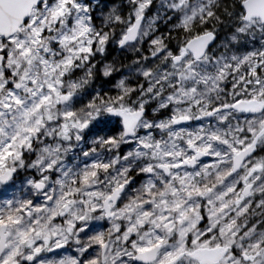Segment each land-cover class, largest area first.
<instances>
[{"label": "snow or ice", "instance_id": "obj_1", "mask_svg": "<svg viewBox=\"0 0 264 264\" xmlns=\"http://www.w3.org/2000/svg\"><path fill=\"white\" fill-rule=\"evenodd\" d=\"M152 5L0 0V264H264V0Z\"/></svg>", "mask_w": 264, "mask_h": 264}, {"label": "rangeland", "instance_id": "obj_2", "mask_svg": "<svg viewBox=\"0 0 264 264\" xmlns=\"http://www.w3.org/2000/svg\"><path fill=\"white\" fill-rule=\"evenodd\" d=\"M93 2H95V0H93ZM159 6H160V0H153V5L151 6V9L146 12V14H148V15L154 14L157 10H159ZM156 34H158V33H156ZM148 39H149L148 37H145L141 46H140V50L145 55L148 53V48H149ZM259 42H260V38L257 37L256 41H254V42H252V44H250V47H259ZM119 54L121 56H123V58H124V60H121L120 62L121 63L125 62L124 64L121 65V66H125V69L123 71H121V74L124 76H127L130 80H133V81L136 80L138 78V75L134 71H132V72L129 71V69L134 68V60L136 58V52L133 51L132 49H127L126 51L119 50V51L115 52V57H118ZM117 68H120V66L117 65ZM117 79H119V76L115 77L111 83H106L105 85H96V86L97 87H103V89L105 91H107L109 88H114V85H115ZM154 106L155 105L153 104L150 107H154ZM161 111H162V113L165 112L164 110H161ZM163 115L166 116V114H163ZM195 126H196V121H194V123L192 125H189L186 127H195ZM18 170H21V173H20V176L17 178L18 180L16 179L17 182H15V183L17 185V190H20L24 179L28 176H35L36 173L34 170H28V171H24L23 169H18ZM24 191H26V189H24ZM20 194H23V192L21 191ZM4 198H5V194L2 190H0V200H3ZM256 199H259V193L256 194ZM256 213H257V217H259L260 210L256 209ZM105 227H107L106 224H105ZM63 247H64V249H62L61 251L53 252V253H47L46 255L51 257L54 254H58L61 256H64V255L74 256L77 254L75 246L72 245L71 243L68 245H64ZM40 255L43 256L45 254L41 253Z\"/></svg>", "mask_w": 264, "mask_h": 264}, {"label": "trees", "instance_id": "obj_3", "mask_svg": "<svg viewBox=\"0 0 264 264\" xmlns=\"http://www.w3.org/2000/svg\"><path fill=\"white\" fill-rule=\"evenodd\" d=\"M103 2L106 3L107 5L118 7V9L122 10L123 14H125L126 10L129 11V6L127 4L128 3L127 0H103ZM230 2H231V0H222V3L225 5H227ZM170 27H171V24H166V23L162 22L159 24V29H158L157 33L158 34H159V32H165L166 33ZM174 43H175V41H174ZM125 147H126L125 145H122V150H124Z\"/></svg>", "mask_w": 264, "mask_h": 264}, {"label": "water", "instance_id": "obj_4", "mask_svg": "<svg viewBox=\"0 0 264 264\" xmlns=\"http://www.w3.org/2000/svg\"><path fill=\"white\" fill-rule=\"evenodd\" d=\"M185 123H189V122H185Z\"/></svg>", "mask_w": 264, "mask_h": 264}]
</instances>
